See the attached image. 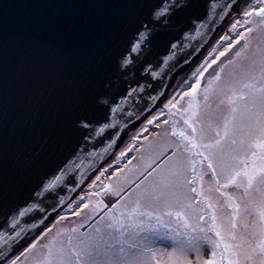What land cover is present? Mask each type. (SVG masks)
<instances>
[{
  "label": "snow or ice",
  "instance_id": "snow-or-ice-1",
  "mask_svg": "<svg viewBox=\"0 0 264 264\" xmlns=\"http://www.w3.org/2000/svg\"><path fill=\"white\" fill-rule=\"evenodd\" d=\"M81 2L111 11L57 22L94 33L79 52L45 39L47 26H22L34 41L33 70L57 60L74 74L52 92L58 135L43 131L47 116L37 112L15 142L0 9V174L11 166L28 177L11 195L0 185V264H264V0ZM229 17L220 47L169 92L171 76L201 53L190 41ZM140 109L153 113L146 124L165 126L150 163L135 178L113 172L115 180L68 205L76 204L72 215L83 210V221L60 227V193L80 186L76 162L98 144L117 143ZM102 193L114 202L105 204Z\"/></svg>",
  "mask_w": 264,
  "mask_h": 264
},
{
  "label": "water",
  "instance_id": "water-1",
  "mask_svg": "<svg viewBox=\"0 0 264 264\" xmlns=\"http://www.w3.org/2000/svg\"><path fill=\"white\" fill-rule=\"evenodd\" d=\"M204 2L209 5H221L224 0H204ZM0 9L3 10V18L7 26V42L5 45L7 74L5 82L9 100V140L10 142L18 140L23 134L27 123L33 119L34 113L37 112L42 117L47 116L43 131L52 137H56L59 132V117L51 100L52 92L58 94L63 91L67 86V82L72 78L74 70L57 60L44 64L38 71L33 70L29 63V57L35 45L30 35L21 34L22 26L29 21L34 26H47L51 29L43 33L45 39L54 46L79 52L88 48L96 39L94 33L91 30L78 28L71 24H67L63 28H57L55 27L57 22L96 19L107 15L111 10L92 7L82 3L81 0H0ZM229 22L230 17L220 20L214 28L202 29L201 33L190 41L194 47H201L202 49L198 57L190 64H195L198 61L207 43L216 41L218 29L227 30ZM190 64L182 66L179 71L171 76L168 89L176 86V80L182 81L181 77L188 74ZM29 96H39L42 100L38 103H26ZM45 97H48V99H44ZM162 104L163 101L161 100L159 105H153V107ZM133 111H136V109L133 108ZM146 113L143 109H140L138 115L141 118L137 120L133 117V123L123 131V135L119 137L117 143L109 146L98 144L95 149L87 150L94 151L95 155L85 154L76 162L81 164L83 170H77L81 177L80 186L90 179L102 162L111 157L115 147L123 142V137L129 131L131 132L130 127L145 121ZM72 179L74 180L75 176H72ZM27 181L28 177L22 169H15L11 166L6 175L0 174V185L6 186L10 195L18 188L23 187ZM77 190L78 188L75 191L65 189L64 192L60 193V195H63L64 203H68V199ZM55 200L54 197L50 202L55 203Z\"/></svg>",
  "mask_w": 264,
  "mask_h": 264
},
{
  "label": "rangeland",
  "instance_id": "rangeland-1",
  "mask_svg": "<svg viewBox=\"0 0 264 264\" xmlns=\"http://www.w3.org/2000/svg\"><path fill=\"white\" fill-rule=\"evenodd\" d=\"M231 22L232 21L230 18L229 24ZM225 34H228L226 30H224L221 35ZM219 36H217L216 41L218 40ZM216 41L207 43L206 48L202 52L198 61L194 64L193 67L190 66L191 69L189 68L188 74L182 75V81H177L176 86L173 87L179 88L183 84V81L185 79H189L192 70H194L197 64L203 60V57L206 56L207 53L212 50L213 45H215L217 48L220 47V44H217ZM173 87H171L168 91L171 92ZM151 114H153L151 110L147 112L145 115V120L150 118ZM160 119H167V117H160ZM130 128L131 132L129 131L123 137V142L119 143L117 148L115 147L111 157L108 158L106 161L102 162L101 165L96 168V171L91 175L90 179L85 182V184H82V186L78 187L77 192H75L74 195L68 199V203H64L62 206H60L59 209H57V211L65 217L64 221L59 224L60 227L71 228L73 224H79L83 221V210H81V215L79 216L71 214L73 209L76 207V204L79 203L78 198L82 197L87 200L89 192H97L100 190L99 186L101 184V181L108 182L109 180H115L116 177L113 176V172H116L117 177L121 176V174L123 173L129 178H135V174L143 170L145 165L150 163L157 150V133H159L162 137L163 132L165 130V126L163 124H160L159 128H157L156 121H153L151 125H148L145 123V121H142L138 124L132 125ZM134 135L137 136V139L135 141L131 139V137ZM125 149L128 150L124 151ZM122 151H124V156L118 158V154ZM101 169L104 170L103 173H101ZM117 169H119L120 171L117 172ZM96 176H99L100 180L96 181V186L90 188L89 185L92 183V180L96 178ZM100 199H102L105 204H110V202H114L113 196L106 195L104 193L101 194ZM73 201H76V204H73L72 208H69L68 205L72 204ZM55 219L56 217L55 215H53L52 220L48 221V225L53 226L52 221Z\"/></svg>",
  "mask_w": 264,
  "mask_h": 264
},
{
  "label": "bare ground",
  "instance_id": "bare-ground-1",
  "mask_svg": "<svg viewBox=\"0 0 264 264\" xmlns=\"http://www.w3.org/2000/svg\"><path fill=\"white\" fill-rule=\"evenodd\" d=\"M218 31H219V32H218V35H217V36L221 35V34L224 32V29H218ZM190 66L193 67L194 64H190L189 67H190ZM190 69H191V67H190ZM176 82H177V80H176ZM170 88H171V87H170ZM170 88H169V89H170ZM169 89H168V90H169ZM116 148H117V146H116ZM94 172H95V171H94Z\"/></svg>",
  "mask_w": 264,
  "mask_h": 264
}]
</instances>
